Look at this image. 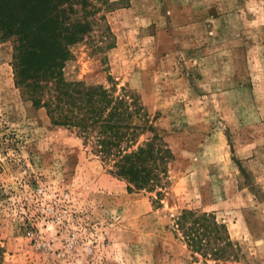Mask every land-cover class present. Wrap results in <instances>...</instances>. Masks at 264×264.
Masks as SVG:
<instances>
[{
  "label": "rangeland",
  "instance_id": "374dc122",
  "mask_svg": "<svg viewBox=\"0 0 264 264\" xmlns=\"http://www.w3.org/2000/svg\"><path fill=\"white\" fill-rule=\"evenodd\" d=\"M76 12L90 28L66 79L133 91L174 159L161 195L130 191L33 105L15 40L0 38L4 264H215L178 228L185 209L225 225L231 264H264V0H90Z\"/></svg>",
  "mask_w": 264,
  "mask_h": 264
},
{
  "label": "trees",
  "instance_id": "16d2710c",
  "mask_svg": "<svg viewBox=\"0 0 264 264\" xmlns=\"http://www.w3.org/2000/svg\"><path fill=\"white\" fill-rule=\"evenodd\" d=\"M90 0H0V38H14L16 84L35 107H45L55 126L74 129L128 189L156 191L166 185L174 154L139 98L117 84L69 81L64 68L71 46L90 28L74 18ZM177 225L194 253L231 264L236 249L224 224L210 213L182 210ZM0 245V264H4ZM207 264V262H205Z\"/></svg>",
  "mask_w": 264,
  "mask_h": 264
},
{
  "label": "built area",
  "instance_id": "2783aa9c",
  "mask_svg": "<svg viewBox=\"0 0 264 264\" xmlns=\"http://www.w3.org/2000/svg\"><path fill=\"white\" fill-rule=\"evenodd\" d=\"M27 235L31 236L34 240L35 243H37L38 245H40L42 243V236L38 233H35L33 230L30 231V229L27 231Z\"/></svg>",
  "mask_w": 264,
  "mask_h": 264
}]
</instances>
